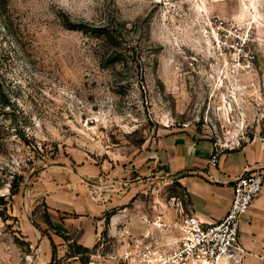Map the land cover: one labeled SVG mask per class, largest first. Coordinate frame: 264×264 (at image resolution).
<instances>
[{"label":"rangeland","instance_id":"1","mask_svg":"<svg viewBox=\"0 0 264 264\" xmlns=\"http://www.w3.org/2000/svg\"><path fill=\"white\" fill-rule=\"evenodd\" d=\"M0 68L15 100L0 116V264H29L50 232L83 264H136V244L174 247L190 213L159 143L264 133V0H7ZM104 202L92 245L51 216Z\"/></svg>","mask_w":264,"mask_h":264},{"label":"crops","instance_id":"2","mask_svg":"<svg viewBox=\"0 0 264 264\" xmlns=\"http://www.w3.org/2000/svg\"><path fill=\"white\" fill-rule=\"evenodd\" d=\"M215 141L209 136L174 134L163 139L157 150V161L187 191L190 212L207 222L221 219L227 211L238 175L251 170L264 174V133H255L241 146L227 148L217 164L211 162ZM90 206L77 217L67 213L63 206H55L51 216L54 223L63 225L62 232L72 234V239L80 243L92 245L104 211L110 206L109 202L97 208ZM115 220L113 217V223ZM50 233L47 237L41 235L38 253L29 264H83L78 256H67V244L60 234ZM30 235L34 237L36 233L33 231ZM52 240L56 244L54 259ZM240 242L245 250L240 264H264V185L242 217Z\"/></svg>","mask_w":264,"mask_h":264},{"label":"built area","instance_id":"3","mask_svg":"<svg viewBox=\"0 0 264 264\" xmlns=\"http://www.w3.org/2000/svg\"><path fill=\"white\" fill-rule=\"evenodd\" d=\"M248 134L229 141H215L211 162L217 164L227 149L241 146ZM264 174L251 170L238 175L233 184L230 205L219 220L207 222L194 213L185 214L179 223V237L172 248L151 241L139 242L135 251L136 264H240L245 252L240 242L244 213L262 191Z\"/></svg>","mask_w":264,"mask_h":264},{"label":"trees","instance_id":"4","mask_svg":"<svg viewBox=\"0 0 264 264\" xmlns=\"http://www.w3.org/2000/svg\"><path fill=\"white\" fill-rule=\"evenodd\" d=\"M6 5H7V0H0V8L1 7H4ZM83 25L84 24H81V23H74V24H71L69 27L84 29V26ZM14 102H15V100L13 99L12 92H11V88L9 86V83L7 82V79H6V76H5V72H4V70H2L0 68V116L2 114L7 113L8 110H9V108L11 106H13ZM15 177L16 178H14L12 180L11 187H10V190H11V193L12 194H16L19 191L20 184H21V181H22V176L19 177L18 174H15ZM2 182L3 181L0 178V185L2 184ZM108 216L109 215H107V217ZM52 244H53V253H54L53 259H54L55 255H56V244L54 243L53 240H52ZM75 244L80 249L81 248L87 249V246H83L82 244H79L78 242H75ZM78 252L79 251H69L68 256L78 255L79 258L81 259V261L83 263H85L86 262V259H84L83 256H80L78 254Z\"/></svg>","mask_w":264,"mask_h":264}]
</instances>
